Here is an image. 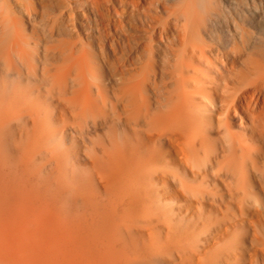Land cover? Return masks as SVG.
I'll return each instance as SVG.
<instances>
[{
  "label": "bare ground",
  "instance_id": "6f19581e",
  "mask_svg": "<svg viewBox=\"0 0 264 264\" xmlns=\"http://www.w3.org/2000/svg\"><path fill=\"white\" fill-rule=\"evenodd\" d=\"M0 264H264V0H0Z\"/></svg>",
  "mask_w": 264,
  "mask_h": 264
}]
</instances>
